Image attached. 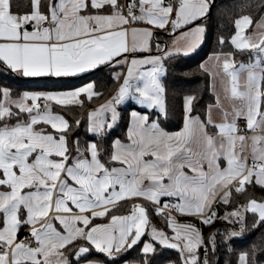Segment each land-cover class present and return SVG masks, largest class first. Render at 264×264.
<instances>
[{
  "label": "snow or ice",
  "instance_id": "obj_1",
  "mask_svg": "<svg viewBox=\"0 0 264 264\" xmlns=\"http://www.w3.org/2000/svg\"><path fill=\"white\" fill-rule=\"evenodd\" d=\"M212 2L31 0L30 11L14 14L11 0H0V74L58 78L107 68L121 81L110 99L87 111L85 132L95 137L87 141L53 111L52 102L83 107V97L100 95L94 82L15 96L8 83L0 84V264H105L88 259L93 249L114 261L133 246L143 259L125 264H158L166 249L179 253L180 264H218L221 248L224 264H264V232L248 248L233 246L235 238L264 227V199L231 206L233 192L264 188V135L256 134L264 132V0L246 5L260 17L256 31L246 33L253 19L241 15L230 39L218 38L220 45L230 42L249 53V60L237 65L232 51H219L199 66L212 78L215 96L206 118L191 115L196 96L186 94L181 130L161 127L171 111L167 62L201 44ZM153 28L171 43L156 40V54L138 57V51L151 52ZM117 67L126 71L112 70ZM216 80L223 98L212 84ZM129 99L150 111H131L128 142L113 139L103 158V141ZM213 112L221 114L219 121ZM80 123L75 121L77 129ZM149 154L152 159H144ZM125 203L130 209L114 214ZM153 212L164 217L165 227L151 223ZM183 216L198 219L201 227ZM214 221L225 227L205 237L202 226ZM21 228L27 229L24 239Z\"/></svg>",
  "mask_w": 264,
  "mask_h": 264
},
{
  "label": "trees",
  "instance_id": "obj_2",
  "mask_svg": "<svg viewBox=\"0 0 264 264\" xmlns=\"http://www.w3.org/2000/svg\"><path fill=\"white\" fill-rule=\"evenodd\" d=\"M11 2L13 13L22 14L25 11H30L31 0H11ZM250 2L259 3L260 0H214V3L211 5L209 20L207 21L208 29L200 47L187 56L181 55L179 57H176L174 61L167 62L166 66L168 71L166 74V78L164 79V83L168 92L166 103L169 105L171 111L167 120H163V118H161V120H163L161 127L168 131L180 130L183 127V97L186 94H195L196 96L195 110L191 113V115L199 116L202 120L205 119L207 106L210 103L215 102V96L209 90L210 77L199 67L203 63L206 56L219 51H232L234 60L236 62L249 60V53H241L235 50L234 47L231 46L230 42L225 43L224 45H220L218 43V38L220 36H223L226 39H230V36L234 33V20L241 15H251L253 23L252 25H250V27L254 26L255 21L259 20L260 17L255 9L246 7V5ZM117 68H114L112 70L114 71ZM108 73L109 69L102 68L99 72L90 71L77 78H57L54 80H56L59 84L49 88V90L70 89L88 80L95 83L96 91L100 93V95L98 97H94L91 101H88L86 96L83 97V107L71 106L65 108L52 103L53 111L65 116L70 124L73 125V131H75L76 136H78L81 141L95 139L94 136L86 134L85 132L87 125V111L96 107L105 98L112 95V93L116 89L117 81L112 79V77ZM46 78L48 77L13 78L0 74V84L8 83V86L12 89L13 96H15L19 92L27 90H48V88L43 89L38 86V81L44 80ZM133 109L140 112L147 111L134 105L123 107L120 106L118 108V111L120 112V119L117 124L114 125L110 130V133L106 135L105 140L103 141L104 146L107 149V152L105 153V156L103 158H107V156L110 155L111 142L114 138H119L121 140L126 139L125 130L128 123V115L129 112ZM151 114L153 118L156 117L155 111H151ZM22 118L26 119L27 115L25 114ZM76 120L81 121L77 130V127L75 125ZM12 123H15V121H12ZM40 127H47L49 131H54L50 126L40 125ZM76 136L72 137V139L70 140V145L72 141L76 139ZM247 198H256L258 200L264 199V188H261L260 186H246V190L243 194H236L235 192H233V202L231 206H234L236 203H242ZM164 200L165 199H162L160 203L163 204ZM127 205L128 203H125L121 207L125 208L124 206ZM123 208H121V211L117 210V212H123ZM224 210V206L220 205L219 211L221 214ZM182 219H190L193 223L196 224L197 227H201L200 221L198 219L192 217H183ZM251 219V216H249V221H251ZM150 221L157 227H165L164 217L157 216L154 212L150 215ZM224 227L225 222L214 221L211 226H202V232L204 233L205 237H207V235L212 232V230L223 229ZM169 231L170 230H168V232ZM261 232H264V227L258 228L255 231H250L244 234V236L241 238H235L233 241V246L237 250L248 248L253 242L256 241ZM147 238V236L144 237V239ZM139 254L140 248L137 246H133L132 249L127 250L118 258H115L114 261H110L106 256L98 253L93 249L91 254L88 256V259L102 260L105 261L106 264H119L122 262H132L137 259H143V257ZM202 254L203 250H201V255ZM217 257L218 264H224L226 250L224 248L219 249ZM231 259L234 260L235 256H232ZM156 260L158 264H164L169 261L175 262V264H180L179 253L176 250L172 249L163 250L162 253L156 257Z\"/></svg>",
  "mask_w": 264,
  "mask_h": 264
},
{
  "label": "crops",
  "instance_id": "obj_3",
  "mask_svg": "<svg viewBox=\"0 0 264 264\" xmlns=\"http://www.w3.org/2000/svg\"><path fill=\"white\" fill-rule=\"evenodd\" d=\"M123 1L124 0H118V3H121V4H123ZM14 14H16V13H14ZM135 27H145L146 25H144V24H137V25H134ZM193 27L195 26V23H193V25H192ZM28 28H29V30H31V26L29 25L28 26ZM252 27H249V29H247V31H249L250 29H251ZM153 31H154V33L156 34L155 35V37L153 38V41H152V47H151V49L153 50L154 49V47H155V45H153V43L154 42H156V40H159V41H162V39H163V37H166L167 36V34L166 33H164L163 32V30H161V29H159V28H153ZM161 39H160V38ZM129 43H130V41H131V37L129 36ZM163 42V41H162ZM198 49V48H197ZM145 52L146 51H143V52H140V51H138L137 52V56H141V55H144L145 54ZM129 59H131V57H129ZM204 63V62H203ZM123 71L124 69H121V68H117L116 70H114V71ZM86 73H88V72H85V73H80V74H77V75H74V76H68V77H58V78H77V77H80V76H82V75H84V74H86ZM29 78H39V77H29ZM53 79H57V77H52ZM122 80V79H121ZM210 81H211V78H210ZM89 82H91L90 80H88V81H85V82H83V83H80L79 85H77V86H75V87H80V86H82V85H84V84H86V83H89ZM121 81H117V86H116V89L114 90V92L112 93V95H110L109 97H107V98H105L102 102H100L96 107H98L100 104H103L104 102H106L108 99H110L114 94H115V92H116V90H117V88L119 87V83H120ZM75 87H73V88H75ZM70 89H72V88H70ZM49 90V89H48ZM58 90H61V89H58ZM63 90H68V89H63ZM42 91H46V90H42ZM52 103H55V102H52ZM120 106H122V105H120ZM119 106V107H120ZM134 106H137V107H139L138 106V104H134ZM96 107H94V108H96ZM118 107V108H119ZM94 108H92V109H94ZM139 108H141V109H144V108H142V107H139ZM133 110H135V109H133ZM133 110H131V111H133ZM144 110H147V109H144ZM131 111L129 112V115H128V123H129V120H130V114H131ZM135 111H137V110H135ZM147 111H150V110H147ZM138 112H140V111H138ZM212 115H213V117L217 120V121H219L220 120V114L219 113H217V112H213L212 113ZM206 118V117H205ZM27 119V118H26ZM128 123H127V126H126V130H125V135H126V139H124V140H121L122 142H124V143H127L128 142V140H127V127H128ZM165 131H167V132H177V131H180V130H175V131H168V130H166V129H164ZM253 133H251V132H249L247 135H249V136H251ZM256 134H260V135H264V132H260V131H258ZM115 139V138H114ZM250 143V142H249ZM111 144H112V142H111ZM71 146V145H70ZM249 155H250V149H249V153H248ZM144 159H146V160H148V159H152V157H151V155L149 154V155H146L145 157H144ZM223 158H221V160H222ZM118 164V162H114V166L115 165H117ZM222 166H223V163H222ZM165 182H167L166 180H165ZM147 183V181L145 180V184ZM143 198H141V200H142ZM162 199H167L166 197L165 198H161V200ZM125 208H123V207H121V208H123L124 209V211L123 212H116V213H114V214H124L126 211H128L129 209H130V203H128V205L127 206H124ZM121 208H119L118 209V211H121ZM173 215L175 216V215H177L176 213H173ZM183 217H187V216H183ZM183 217H181L180 219L181 220H184V219H182ZM97 223H102V222H106V221H102V220H97L96 221ZM22 230H26L27 231V229H25V228H21V229H19V232L20 231H22ZM169 234H171V231H169ZM95 250V249H94ZM106 264V263H105ZM119 264H125V262H122V263H119ZM164 264H168V262H166V263H164Z\"/></svg>",
  "mask_w": 264,
  "mask_h": 264
},
{
  "label": "rangeland",
  "instance_id": "obj_4",
  "mask_svg": "<svg viewBox=\"0 0 264 264\" xmlns=\"http://www.w3.org/2000/svg\"><path fill=\"white\" fill-rule=\"evenodd\" d=\"M257 29H256V24H254V26L249 30V31H247V29L245 30L246 31V33H249V32H252V31H256ZM160 38V37H159ZM162 38V37H161ZM160 38V39H161ZM163 41L164 42H162V41H160L161 43H168V44H170L171 43V37H169L168 36V34H167V36L166 37H164L163 38ZM201 44H202V42H201ZM200 44V45H201ZM153 45H155V42L153 43ZM200 45H198L197 46V48H199L200 47ZM196 48V49H197ZM196 49H194L193 50V52L196 50ZM193 52H191V53H193ZM224 52H228V51H224ZM191 53H189V54H191ZM149 54H156V48L154 47V49L152 50L151 49V52H149V51H146L145 52V54L144 55H141V56H147V55H149ZM188 54V55H189ZM212 54H209L208 56H206V58L204 59V63H208L209 62V57L211 56ZM139 57V56H138ZM240 62H247V61H240ZM240 62H236L237 63V65L240 63ZM123 71H126V67L124 68V70ZM117 72H120L119 70L117 71ZM122 79V78H121ZM211 80H212V78H211ZM38 86L40 87V88H51V87H54L55 85H57V84H59L56 80H54V79H52V78H46V79H44V80H41V81H38ZM212 84H213V86H215L218 90H220L221 91V97L223 98V90H222V88H221V86H220V84H219V81L218 80H216V81H212ZM28 91V90H27ZM135 104V102H132L130 99L128 100V101H126L125 103H123L122 104V107L123 106H128V105H134ZM139 107H142V106H140V105H138ZM220 117H221V114H220ZM76 130H77V128H76Z\"/></svg>",
  "mask_w": 264,
  "mask_h": 264
},
{
  "label": "built area",
  "instance_id": "obj_5",
  "mask_svg": "<svg viewBox=\"0 0 264 264\" xmlns=\"http://www.w3.org/2000/svg\"><path fill=\"white\" fill-rule=\"evenodd\" d=\"M129 2V0H124L123 1V4H127ZM125 11H126V8H125ZM43 102H41V104H42ZM240 124H241V127H243V125H244V122L243 121H241L240 122ZM249 132H247L246 133V135L248 134ZM251 161L249 160V163H250ZM162 205V204H161ZM167 211V210H166ZM26 233H27V231L26 230H22V231H20L18 234H19V237L21 238V239H24L25 237H26Z\"/></svg>",
  "mask_w": 264,
  "mask_h": 264
},
{
  "label": "water",
  "instance_id": "obj_6",
  "mask_svg": "<svg viewBox=\"0 0 264 264\" xmlns=\"http://www.w3.org/2000/svg\"><path fill=\"white\" fill-rule=\"evenodd\" d=\"M214 3V0H213V2H212V4Z\"/></svg>",
  "mask_w": 264,
  "mask_h": 264
}]
</instances>
